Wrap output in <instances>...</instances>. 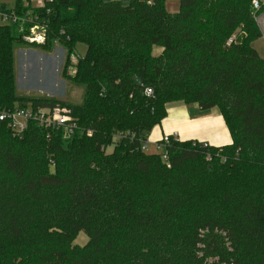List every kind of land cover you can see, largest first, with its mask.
I'll return each instance as SVG.
<instances>
[{
    "label": "trees",
    "instance_id": "obj_1",
    "mask_svg": "<svg viewBox=\"0 0 264 264\" xmlns=\"http://www.w3.org/2000/svg\"><path fill=\"white\" fill-rule=\"evenodd\" d=\"M167 1L56 0L39 11L44 44L0 25V109L64 106L77 123L66 136L32 119L17 135L0 121V264H264L254 0H180L177 12ZM57 44L67 50L63 76L86 88L81 104L18 91L16 49ZM78 44L88 49L72 75ZM177 102L218 108L232 142L170 137L167 160L144 151ZM82 231L88 242L75 244Z\"/></svg>",
    "mask_w": 264,
    "mask_h": 264
},
{
    "label": "built area",
    "instance_id": "obj_2",
    "mask_svg": "<svg viewBox=\"0 0 264 264\" xmlns=\"http://www.w3.org/2000/svg\"><path fill=\"white\" fill-rule=\"evenodd\" d=\"M16 1L17 0H12L13 4H9L7 11L0 9V17L3 23L20 25L22 31L29 29V34L25 35L26 41L31 44H44L48 33V23L46 20H42L39 11L45 9L49 4H53L56 0H20L23 7L21 12L16 10ZM254 11L256 23L262 31V36H264V0H254ZM48 12L50 11L48 10ZM56 46L62 47L67 60V50L60 44ZM70 61L71 66L69 68V74L74 75L76 73V65L78 64L79 58L74 53L70 56ZM146 95L153 96L154 90L152 88H147ZM32 119L37 120L41 126L47 128H64L66 136H70L77 129V123L73 119L70 109L64 106H57L53 109H42L38 112H34L32 109H17L15 111L0 109V121L8 122L9 126L17 135H22L27 130L28 124ZM170 137L179 140L177 133L167 135L154 147L158 151L157 154L164 155L165 160H167V155L164 152V147L170 142ZM143 150L148 153V141L144 142Z\"/></svg>",
    "mask_w": 264,
    "mask_h": 264
},
{
    "label": "rangeland",
    "instance_id": "obj_3",
    "mask_svg": "<svg viewBox=\"0 0 264 264\" xmlns=\"http://www.w3.org/2000/svg\"><path fill=\"white\" fill-rule=\"evenodd\" d=\"M150 2L154 0H149ZM10 3L12 0H0V4ZM167 9L170 12H177L180 8V0H168ZM4 24L0 17V25ZM254 47L264 57V36L257 40ZM85 44H78L75 55L82 58L87 53ZM162 48L154 47V55L159 56ZM66 55L61 46H56L53 52L48 53L37 48L19 47L15 52V68L17 87L20 93L32 96H46L56 98L63 102L81 104L84 100L85 86L73 83L63 76ZM113 147L108 149V153ZM163 151V150H162ZM149 154L158 153L150 147ZM88 235L82 231L75 240V244L85 245L88 242Z\"/></svg>",
    "mask_w": 264,
    "mask_h": 264
},
{
    "label": "crops",
    "instance_id": "obj_4",
    "mask_svg": "<svg viewBox=\"0 0 264 264\" xmlns=\"http://www.w3.org/2000/svg\"><path fill=\"white\" fill-rule=\"evenodd\" d=\"M175 133L181 141L193 140L213 146H223L232 142L230 130L220 110L218 108L202 110L197 104L189 105L183 102L170 104L168 116L148 137L149 148H154L164 136Z\"/></svg>",
    "mask_w": 264,
    "mask_h": 264
},
{
    "label": "water",
    "instance_id": "obj_5",
    "mask_svg": "<svg viewBox=\"0 0 264 264\" xmlns=\"http://www.w3.org/2000/svg\"><path fill=\"white\" fill-rule=\"evenodd\" d=\"M138 82L141 83L140 80H138Z\"/></svg>",
    "mask_w": 264,
    "mask_h": 264
}]
</instances>
